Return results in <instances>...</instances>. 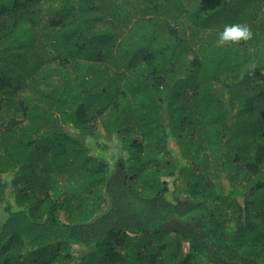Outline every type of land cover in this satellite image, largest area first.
<instances>
[{"label": "trees", "instance_id": "obj_1", "mask_svg": "<svg viewBox=\"0 0 264 264\" xmlns=\"http://www.w3.org/2000/svg\"><path fill=\"white\" fill-rule=\"evenodd\" d=\"M0 264H264V0H0Z\"/></svg>", "mask_w": 264, "mask_h": 264}, {"label": "clouds", "instance_id": "obj_2", "mask_svg": "<svg viewBox=\"0 0 264 264\" xmlns=\"http://www.w3.org/2000/svg\"><path fill=\"white\" fill-rule=\"evenodd\" d=\"M253 32L251 28L243 23H233L225 25L223 30L218 33V38L215 41L217 47L231 46L240 42L251 40Z\"/></svg>", "mask_w": 264, "mask_h": 264}, {"label": "rangeland", "instance_id": "obj_3", "mask_svg": "<svg viewBox=\"0 0 264 264\" xmlns=\"http://www.w3.org/2000/svg\"><path fill=\"white\" fill-rule=\"evenodd\" d=\"M173 146V141H170V147Z\"/></svg>", "mask_w": 264, "mask_h": 264}]
</instances>
